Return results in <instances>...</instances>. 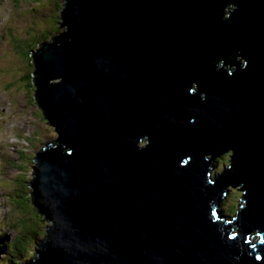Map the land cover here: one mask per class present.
Listing matches in <instances>:
<instances>
[{"label":"water","instance_id":"95a60500","mask_svg":"<svg viewBox=\"0 0 264 264\" xmlns=\"http://www.w3.org/2000/svg\"><path fill=\"white\" fill-rule=\"evenodd\" d=\"M61 22L33 53L58 136L28 264H264V0H64Z\"/></svg>","mask_w":264,"mask_h":264},{"label":"rangeland","instance_id":"374dc122","mask_svg":"<svg viewBox=\"0 0 264 264\" xmlns=\"http://www.w3.org/2000/svg\"><path fill=\"white\" fill-rule=\"evenodd\" d=\"M63 4L0 0V110L11 113L7 121L0 115V243L7 244L0 260L8 257L10 264H28L36 256L50 223L29 199L38 152L57 136L35 97L31 60L44 40L64 29Z\"/></svg>","mask_w":264,"mask_h":264},{"label":"clouds","instance_id":"9594fccd","mask_svg":"<svg viewBox=\"0 0 264 264\" xmlns=\"http://www.w3.org/2000/svg\"><path fill=\"white\" fill-rule=\"evenodd\" d=\"M63 8V7H62ZM61 13H62V9H61ZM56 35V34H55ZM55 35H52V37L50 38V39H47V40H44V41H49V40H51ZM43 41V42H44ZM42 42V43H43ZM42 43L38 46V48L36 49V51L41 47V45H42ZM35 52V51H34ZM33 52V53H34ZM33 53H32V58H33ZM32 62L34 61L33 59L31 60ZM33 64H34V62H33ZM34 72H35V64H34V70H33ZM34 93H35V97L37 98V88L36 89H34ZM1 112H2V114L4 115V118H6V121H7V118L11 115V113L10 112H8V111H6L5 109H1ZM43 113V117L44 118H46L45 117V114H44V112H42ZM48 119V118H47ZM54 126V125H53ZM55 131H56V128H55ZM56 133H57V131H56ZM57 136H58V133H57ZM57 136L53 139V140H51V141H49V142H47L46 143V145L48 144V143H54V144H56V138H57ZM36 208V207H35ZM43 215V214H42ZM6 245V243H4L3 245H1V243H0V247H3V246H5Z\"/></svg>","mask_w":264,"mask_h":264},{"label":"trees","instance_id":"16d2710c","mask_svg":"<svg viewBox=\"0 0 264 264\" xmlns=\"http://www.w3.org/2000/svg\"><path fill=\"white\" fill-rule=\"evenodd\" d=\"M60 23H62V22H60ZM62 26H63V24H62ZM31 65H32V67L34 68V64H33V62H31ZM31 65H30V66H31ZM30 66H29V68H30ZM34 77H35V76L30 77V79L32 80L31 84H32L33 86H35V83H34ZM35 89H36V88H35ZM221 158H224V157L222 156ZM217 160H221V159L218 158ZM31 181H32V180H31ZM34 195H35L34 190L30 191L29 199L33 202V205H34V200H35ZM44 217H45V215H44ZM4 264H6V263H4Z\"/></svg>","mask_w":264,"mask_h":264},{"label":"bare ground","instance_id":"6f19581e","mask_svg":"<svg viewBox=\"0 0 264 264\" xmlns=\"http://www.w3.org/2000/svg\"><path fill=\"white\" fill-rule=\"evenodd\" d=\"M64 23V22H63ZM64 25L66 26V24L64 23ZM42 149V148H41ZM45 219H47L46 217H44Z\"/></svg>","mask_w":264,"mask_h":264}]
</instances>
